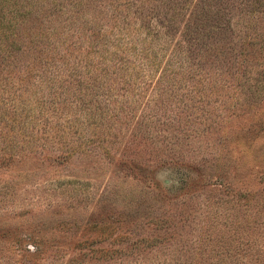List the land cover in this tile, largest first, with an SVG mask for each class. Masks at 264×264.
<instances>
[{
  "label": "rangeland",
  "instance_id": "374dc122",
  "mask_svg": "<svg viewBox=\"0 0 264 264\" xmlns=\"http://www.w3.org/2000/svg\"><path fill=\"white\" fill-rule=\"evenodd\" d=\"M10 1L0 264H264V17L222 61L155 40L137 79L116 53L149 1Z\"/></svg>",
  "mask_w": 264,
  "mask_h": 264
},
{
  "label": "trees",
  "instance_id": "16d2710c",
  "mask_svg": "<svg viewBox=\"0 0 264 264\" xmlns=\"http://www.w3.org/2000/svg\"><path fill=\"white\" fill-rule=\"evenodd\" d=\"M139 1L144 3L149 1V4L142 7L147 12L139 8L133 13V15H137L136 18L132 16V12L129 13L130 11L123 16L125 31L127 32L122 37L125 43H123V47L136 49V58L130 60V55L122 52L121 49L116 53L124 56L116 64L122 65L126 61V64H132L128 69L141 68V73L139 76L137 75V79L141 78L146 71H150L155 64V60L151 59L149 55L138 54L140 52L149 54L153 50L152 45L155 40H164L163 46L169 47L170 42L173 44L174 38L178 36V40L172 45L174 47L172 61H176L183 55L189 63L199 65L207 53H210L208 56L211 59L222 61L220 59L225 57L226 52L235 51L236 45H233L232 41L226 42V40L230 35L237 36L238 31L234 23L236 17L243 15L239 20H244L249 16L264 17V0ZM22 10L20 3L12 5L10 0H0V44L4 43L8 46V49L0 50V63L4 65L17 64L9 46L14 44L12 31L17 25L18 14ZM249 29L247 26L246 32ZM142 36L145 37L144 40L140 38ZM250 37L247 36L245 39L249 43L251 42ZM94 39L97 40L98 38ZM116 45L119 46L115 41L112 46L115 47ZM212 47H217L219 51H209ZM82 56L84 58L89 57L87 54ZM86 63L82 62V65ZM83 70L80 69V72ZM94 77L95 81L98 79V83H104L102 79L95 75Z\"/></svg>",
  "mask_w": 264,
  "mask_h": 264
}]
</instances>
